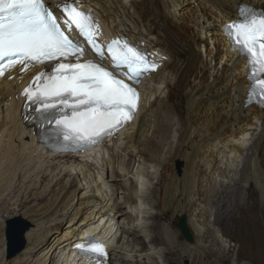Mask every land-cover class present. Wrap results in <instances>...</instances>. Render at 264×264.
<instances>
[{
    "label": "bare ground",
    "instance_id": "6f19581e",
    "mask_svg": "<svg viewBox=\"0 0 264 264\" xmlns=\"http://www.w3.org/2000/svg\"><path fill=\"white\" fill-rule=\"evenodd\" d=\"M80 2L97 14L102 34L149 47L160 61L162 68L150 80L156 83L153 100L148 108L142 106L138 123L123 138L65 154L38 145L22 117L20 93L29 77L1 82L0 194L12 198L0 217V264H33L40 254L38 264H87L75 245L96 228H103L100 238L113 245L110 264H160L158 255L166 264H239L238 255L230 262L229 229L242 232L243 244L263 254L264 206L259 199L249 200L255 196L253 182L264 194V108L246 104L251 86L247 57L232 49L222 27L238 20L239 5L264 9V0ZM247 136L256 137L248 149L242 142ZM119 143L128 162L119 160ZM247 150L252 153L245 156ZM228 151L234 158L245 157L249 166L242 168L241 182L217 188L207 171ZM109 153L113 159L108 163ZM177 161L183 162L181 174ZM148 164L161 168L149 193L146 183L153 174ZM120 193L123 202H118ZM129 205L136 216L126 210ZM17 216L32 226L26 248L8 257L5 228ZM181 217L187 218L194 243L176 229ZM122 233L137 246H120ZM159 247L165 250L156 252ZM89 264L97 262L90 259Z\"/></svg>",
    "mask_w": 264,
    "mask_h": 264
},
{
    "label": "snow or ice",
    "instance_id": "6c2138e0",
    "mask_svg": "<svg viewBox=\"0 0 264 264\" xmlns=\"http://www.w3.org/2000/svg\"><path fill=\"white\" fill-rule=\"evenodd\" d=\"M57 17L46 0H0V77L20 65V71L51 64L24 89L34 105L31 119L42 130V139L56 141L61 149L71 145L86 149L118 131L138 108L139 92L133 85L157 64L127 40L114 39L104 47L97 43L99 25L90 12L73 3L56 5ZM251 66V95L264 104V13L239 5L238 21L225 26ZM75 30L98 61L110 57L113 70L85 56L83 45L70 37ZM126 78V79H125ZM36 82H39L38 84ZM81 254L101 264L108 252L94 237L75 245Z\"/></svg>",
    "mask_w": 264,
    "mask_h": 264
},
{
    "label": "rangeland",
    "instance_id": "374dc122",
    "mask_svg": "<svg viewBox=\"0 0 264 264\" xmlns=\"http://www.w3.org/2000/svg\"><path fill=\"white\" fill-rule=\"evenodd\" d=\"M127 7L129 9L130 15L131 14H134V7L133 6H130V4L127 5ZM162 76H163V74L162 75L160 74V78H162ZM150 80H148L146 82V85H145L144 92L146 90L147 91L144 93L145 94V98H144V103L142 104V106L144 108H148L149 105H150V103H151V101L153 100V96L150 95L151 94L150 92L154 89V87L156 86V83L153 82V81H150ZM149 96H151V97H149ZM0 138H1V135H0ZM255 139H256L255 136H254V138H252L251 136H247L246 138H244V140H242V142L244 144V148L248 149V148H250V146L252 147L253 144H254V142H255L254 141ZM121 144L122 143H119L115 147L116 153L118 151H120V155H122L119 158L120 162L121 161L124 162V159H126V162H128L129 161V157L123 151H121L118 148ZM229 151L225 155H223L222 157H220V156L218 157V161L216 162V167H209V170L207 171V174L209 175L210 179L217 184V188H220V183H221V187H226L228 185H233L235 180H238L239 182H241V170H242V168L245 165L249 166L247 164L246 160H245V157H242L240 159L234 158L235 157V154H233L232 152H229ZM250 151L247 150L245 152V156L247 155V152L249 153L248 155H250V153H252ZM128 152H134V151H133V149H131V150H128ZM111 154L113 155V153H111ZM111 154L108 155V157H109L107 159V162L108 163H109V161L111 159H113V156ZM135 163H136V160L133 161V164H132L133 167H134ZM110 164H112V163H110ZM137 165H138V163H137ZM145 168L147 170H149L153 174L152 179H148V181L146 183L147 184V191L146 192L149 193L150 192L149 191L150 188L152 189L154 186H156L157 177L159 176V172H160V169L161 168L158 165H156V164H148V165H145ZM106 170H107V167H106ZM175 170H176L177 174H181L182 173V170H183V162L182 161H177L175 163ZM108 171H110V174L114 175L113 174L114 173L113 172L114 170H113V166L112 165L108 166ZM106 173H107V171H106ZM248 178H250L249 173H248ZM126 183H127L128 186H131L132 185L131 180H128ZM243 185L246 186L248 184L245 182V183H243ZM251 189L253 191H255V196L249 200V203L252 204L254 202V200L259 199V201H261L260 202L261 206H264V194H262L260 192V190H258L259 188H258V185L256 184V182H253V186H252ZM7 196H8V193H6L4 195L0 194V217L4 214L5 210L10 205V199L12 197L11 196L10 197L9 196L7 197ZM231 196H233V195L231 194ZM118 197H119V198H117L118 199V202H123L124 201V194L123 193H120L118 195ZM153 204H154V202H151L150 203V208H151V205L153 206ZM131 206L130 205L128 207L126 206L127 207L126 210L130 214H132V215L134 214L133 216H136L135 215V209L132 208L133 206L132 207ZM151 212L158 213V211H156V210H154V211L152 210ZM148 220L149 219L146 220L147 221L146 223L148 225H150L152 223V221L151 220L148 221ZM121 222L122 221H120V224H121ZM127 223H128V221H127ZM126 226H128V225L126 224ZM6 229L7 228H5V235H6ZM176 229H177V227H176ZM226 231L227 232H225V233L227 235L225 236V238L227 240L228 246H231V248H232L231 249V260H230L231 263H234L235 262V260L237 259V255H238V256H240V258H239V264H264V252H263V254H261V252L254 251L251 248L249 249V247L247 245L243 244V241L241 239L244 238L243 237L244 235H243L242 232L237 231V230H232V229H229V230H226ZM234 234H235V236H234ZM119 235H121V232L119 233ZM145 240H146L145 241L146 244L147 245L149 244L148 246L151 247V244L149 242L150 240L148 238H146ZM6 241H7V239H6ZM120 243H121L120 246H122L123 244H126V247L128 246L129 247L128 249H130V250L133 249V247L137 246V243L136 242H131L130 241V243H129L128 239L126 238V236L123 233H122V239H121V242ZM26 245H27V243H26ZM164 250H165V247H159V250H157L156 252L162 253ZM238 250H239V252H238ZM150 252H154V250H152V251L150 250ZM41 255L42 254H40L38 256L37 255L35 256V258H34V260H35L34 263L35 264H38L39 263L38 262V259L41 258ZM143 257L146 259L144 261L150 262V260L146 257V255H144ZM143 257H141L140 259H143ZM156 257H157V261L160 262V264H166V263H164L162 261V259L160 258L159 255L156 256ZM36 259H37V261H36ZM140 259H138V260H140ZM112 263H113V261H112ZM113 264H119V263L116 262V263H113ZM182 264H187V263L184 262Z\"/></svg>",
    "mask_w": 264,
    "mask_h": 264
},
{
    "label": "water",
    "instance_id": "95a60500",
    "mask_svg": "<svg viewBox=\"0 0 264 264\" xmlns=\"http://www.w3.org/2000/svg\"><path fill=\"white\" fill-rule=\"evenodd\" d=\"M31 226V223L21 216L7 221L6 237L8 257H14L20 254L26 248V233L30 230ZM176 227L189 243L195 242L194 235L188 225L186 217H181Z\"/></svg>",
    "mask_w": 264,
    "mask_h": 264
},
{
    "label": "clouds",
    "instance_id": "9594fccd",
    "mask_svg": "<svg viewBox=\"0 0 264 264\" xmlns=\"http://www.w3.org/2000/svg\"><path fill=\"white\" fill-rule=\"evenodd\" d=\"M242 5H245V4H242ZM248 6H250V5H248ZM253 7V6H252ZM255 8V7H254ZM257 9V8H256ZM259 9H261V8H259ZM261 10H263L264 11V9H261ZM249 81H250V79H249ZM249 90H250V88H249ZM247 99H248V96H247ZM247 99H246V104H247ZM253 105V104H252ZM257 106H259V105H257Z\"/></svg>",
    "mask_w": 264,
    "mask_h": 264
}]
</instances>
